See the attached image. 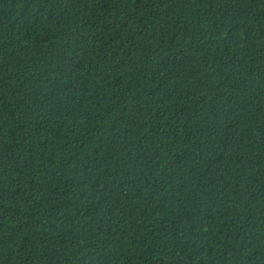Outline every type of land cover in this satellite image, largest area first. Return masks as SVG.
Wrapping results in <instances>:
<instances>
[{"label": "trees", "instance_id": "1", "mask_svg": "<svg viewBox=\"0 0 264 264\" xmlns=\"http://www.w3.org/2000/svg\"><path fill=\"white\" fill-rule=\"evenodd\" d=\"M0 264H264V0H0Z\"/></svg>", "mask_w": 264, "mask_h": 264}]
</instances>
